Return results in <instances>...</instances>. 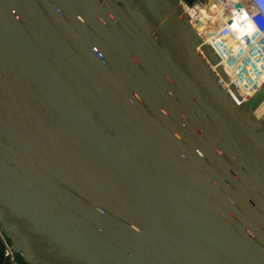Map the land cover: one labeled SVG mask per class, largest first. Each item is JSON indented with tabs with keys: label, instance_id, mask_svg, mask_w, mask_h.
Returning a JSON list of instances; mask_svg holds the SVG:
<instances>
[{
	"label": "water",
	"instance_id": "obj_1",
	"mask_svg": "<svg viewBox=\"0 0 264 264\" xmlns=\"http://www.w3.org/2000/svg\"><path fill=\"white\" fill-rule=\"evenodd\" d=\"M263 101L178 0H0L2 235L24 264H264Z\"/></svg>",
	"mask_w": 264,
	"mask_h": 264
},
{
	"label": "built area",
	"instance_id": "obj_2",
	"mask_svg": "<svg viewBox=\"0 0 264 264\" xmlns=\"http://www.w3.org/2000/svg\"><path fill=\"white\" fill-rule=\"evenodd\" d=\"M178 2L232 86L250 97L264 81V0H212L200 8ZM0 246V264H18L1 231Z\"/></svg>",
	"mask_w": 264,
	"mask_h": 264
},
{
	"label": "rangeland",
	"instance_id": "obj_3",
	"mask_svg": "<svg viewBox=\"0 0 264 264\" xmlns=\"http://www.w3.org/2000/svg\"><path fill=\"white\" fill-rule=\"evenodd\" d=\"M259 109V108H258ZM257 109V110H258ZM258 115L264 117V108L258 112ZM20 261V262H19ZM18 264H24L23 261L18 257Z\"/></svg>",
	"mask_w": 264,
	"mask_h": 264
},
{
	"label": "bare ground",
	"instance_id": "obj_4",
	"mask_svg": "<svg viewBox=\"0 0 264 264\" xmlns=\"http://www.w3.org/2000/svg\"><path fill=\"white\" fill-rule=\"evenodd\" d=\"M205 13V11H203V14ZM229 80V79H228ZM264 108V101L262 102V104H260V107H259V109L257 110V113L256 114H258V112L261 110V109H263Z\"/></svg>",
	"mask_w": 264,
	"mask_h": 264
},
{
	"label": "trees",
	"instance_id": "obj_5",
	"mask_svg": "<svg viewBox=\"0 0 264 264\" xmlns=\"http://www.w3.org/2000/svg\"><path fill=\"white\" fill-rule=\"evenodd\" d=\"M1 261H2V258H1V256H0V263H1Z\"/></svg>",
	"mask_w": 264,
	"mask_h": 264
},
{
	"label": "crops",
	"instance_id": "obj_6",
	"mask_svg": "<svg viewBox=\"0 0 264 264\" xmlns=\"http://www.w3.org/2000/svg\"><path fill=\"white\" fill-rule=\"evenodd\" d=\"M20 262V261H19Z\"/></svg>",
	"mask_w": 264,
	"mask_h": 264
}]
</instances>
